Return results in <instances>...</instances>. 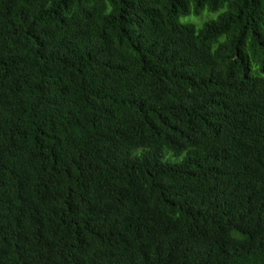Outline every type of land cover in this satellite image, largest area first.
<instances>
[{
  "label": "trees",
  "instance_id": "1",
  "mask_svg": "<svg viewBox=\"0 0 264 264\" xmlns=\"http://www.w3.org/2000/svg\"><path fill=\"white\" fill-rule=\"evenodd\" d=\"M0 264H264V0H0Z\"/></svg>",
  "mask_w": 264,
  "mask_h": 264
}]
</instances>
